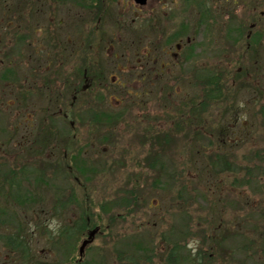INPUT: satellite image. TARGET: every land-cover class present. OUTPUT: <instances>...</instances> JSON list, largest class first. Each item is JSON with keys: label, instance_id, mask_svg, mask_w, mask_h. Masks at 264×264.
Wrapping results in <instances>:
<instances>
[{"label": "rangeland", "instance_id": "374dc122", "mask_svg": "<svg viewBox=\"0 0 264 264\" xmlns=\"http://www.w3.org/2000/svg\"><path fill=\"white\" fill-rule=\"evenodd\" d=\"M174 242L264 264V0H0V264H166Z\"/></svg>", "mask_w": 264, "mask_h": 264}, {"label": "trees", "instance_id": "16d2710c", "mask_svg": "<svg viewBox=\"0 0 264 264\" xmlns=\"http://www.w3.org/2000/svg\"><path fill=\"white\" fill-rule=\"evenodd\" d=\"M252 36H253V39H255L258 36V34H257V36H254V35H252ZM257 40H258V38H257ZM206 78H207V85H209V86H213L214 85L212 91H210V94L208 95L209 98H213V97H215V95L217 94V92H219V91H221V89H223V86L224 85L222 84L220 75H212L211 77L210 76H207ZM83 86H84V88H86L87 85L84 83ZM81 91H82V88H76V90L74 91L75 92V95L78 94V93H80ZM53 94L54 95H52L53 96L52 102L53 103H56L57 102V99L59 97V93H58V91H57L56 88L54 89ZM116 116L118 117V115H116ZM110 119H111L110 115L105 114V116H101V118L98 117L97 120H100V121H104V120L109 121ZM69 126H72V124L70 123ZM185 136H187V137L189 136L187 132H185ZM155 139H156V137H155ZM163 139H164V141L167 142V145L170 144L171 143V140H172V138L168 137V134L165 137L163 136ZM155 161H156V158H155ZM132 198H134L136 200V198L134 197V194L132 195ZM122 201H124V202H130L128 198H122ZM81 218H82V215L79 216L80 221L79 220L76 221V225H75L76 228L79 227V230L81 228L85 227L88 222L89 223L91 222L89 219H86V218L85 219L84 218L81 219ZM73 228L74 227H72L71 229L69 227H65V228L62 229L61 234L62 235L65 234V236H64L65 237V240H68L70 237H73V231H72ZM80 231H82V229ZM212 240L214 241V237H212ZM5 242H6V245L8 247H10L11 249H15V250H18V251L21 250V247H22L21 246V243H22V241L20 240V238L18 236L15 235V237H13V235L10 234V235H8V237H6V241ZM174 246H176V247L173 248ZM178 248H179L178 243L177 242H174L173 245L170 246V248L167 251L166 255L164 256L162 254L164 263H166V264H180V263H182V262H178L179 259H181L179 257L180 255H179L178 250H177ZM23 250L26 253L25 246H23ZM25 253H23L24 256H26ZM212 254H213V252H208V253L205 252V251L195 252L194 254H191V255L189 254V257H188V259H187L186 262H187V264H206V262H208V261L210 262V260H213L215 262V259L213 258V255ZM115 260H116V263L115 264H138V262H137L136 259H134L133 257H129V256H126L124 258H121L120 257V258L115 259Z\"/></svg>", "mask_w": 264, "mask_h": 264}, {"label": "flooded vegetation", "instance_id": "af4514ba", "mask_svg": "<svg viewBox=\"0 0 264 264\" xmlns=\"http://www.w3.org/2000/svg\"><path fill=\"white\" fill-rule=\"evenodd\" d=\"M134 4H135V3H134ZM136 5L139 6V4H136ZM204 5H205V4H204ZM135 8L139 9L138 7H135ZM204 11H205V12H204ZM206 14H207V9H206V7H204L203 10H202V8H201V9H200V18H199V22H200V25H199V26H201V27L204 25V23H203V21H202V19H203L202 17H203L204 15H206ZM154 17H155V15H154ZM201 29H202V28H201ZM187 42L190 43V40H188V38H187ZM185 46H186V45H185ZM182 47H183V45H181L180 43H177L176 46H175L176 49H175V51L172 53V55L175 54V56H176V53H177V52H178V53L180 52L178 58H180L181 63H183L184 58H185V53H186V52H185V53H181V52H182ZM189 48H193V49H194V48H197V46H195V45H189ZM185 49L188 50V47L185 48ZM189 57H190V54H188L186 58H189ZM186 61H190V58L187 59ZM166 63H167V62L164 61V60L161 61L160 64H159V65H160V68L158 69V71H159V70H162L161 68L164 67V66L166 65ZM176 64H178V63H176ZM91 66H93V65H91ZM93 68H94V66H93ZM159 72H160V71H159ZM93 74H94V76H95V75H96V72L93 71ZM98 75H101V73L98 72ZM184 80H185V78H184ZM198 80H200V79L198 78ZM95 81H96V80H95Z\"/></svg>", "mask_w": 264, "mask_h": 264}, {"label": "water", "instance_id": "95a60500", "mask_svg": "<svg viewBox=\"0 0 264 264\" xmlns=\"http://www.w3.org/2000/svg\"><path fill=\"white\" fill-rule=\"evenodd\" d=\"M147 0H134L135 3L140 4V5H145ZM91 234H93V232H91ZM88 242V240H83L80 247H79V253L81 254L84 245Z\"/></svg>", "mask_w": 264, "mask_h": 264}]
</instances>
